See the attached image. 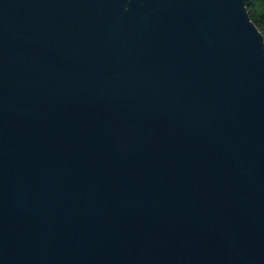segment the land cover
Segmentation results:
<instances>
[{
    "label": "water",
    "instance_id": "water-1",
    "mask_svg": "<svg viewBox=\"0 0 264 264\" xmlns=\"http://www.w3.org/2000/svg\"><path fill=\"white\" fill-rule=\"evenodd\" d=\"M0 264H264L246 0H0Z\"/></svg>",
    "mask_w": 264,
    "mask_h": 264
},
{
    "label": "trees",
    "instance_id": "trees-1",
    "mask_svg": "<svg viewBox=\"0 0 264 264\" xmlns=\"http://www.w3.org/2000/svg\"><path fill=\"white\" fill-rule=\"evenodd\" d=\"M246 3L251 18L260 29V25L264 23V0H246Z\"/></svg>",
    "mask_w": 264,
    "mask_h": 264
},
{
    "label": "snow or ice",
    "instance_id": "snow-or-ice-1",
    "mask_svg": "<svg viewBox=\"0 0 264 264\" xmlns=\"http://www.w3.org/2000/svg\"><path fill=\"white\" fill-rule=\"evenodd\" d=\"M260 30H261L262 32H264V23H262V24L260 25Z\"/></svg>",
    "mask_w": 264,
    "mask_h": 264
}]
</instances>
